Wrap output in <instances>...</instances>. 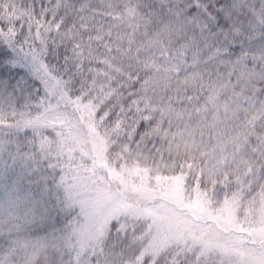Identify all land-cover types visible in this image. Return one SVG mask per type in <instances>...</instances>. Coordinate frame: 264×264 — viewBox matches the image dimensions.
Instances as JSON below:
<instances>
[{
  "label": "snow or ice",
  "instance_id": "6c2138e0",
  "mask_svg": "<svg viewBox=\"0 0 264 264\" xmlns=\"http://www.w3.org/2000/svg\"><path fill=\"white\" fill-rule=\"evenodd\" d=\"M258 3L0 0V264H264Z\"/></svg>",
  "mask_w": 264,
  "mask_h": 264
},
{
  "label": "clouds",
  "instance_id": "9594fccd",
  "mask_svg": "<svg viewBox=\"0 0 264 264\" xmlns=\"http://www.w3.org/2000/svg\"><path fill=\"white\" fill-rule=\"evenodd\" d=\"M253 15L259 12H264V0H259L255 7ZM47 199V196L44 197ZM57 204L60 203L58 198ZM18 211L22 214L26 213L30 221L36 225L47 224V217L44 215L40 205H33L25 203ZM20 241V264H64L62 249H73L77 247L82 238L74 237L72 239H65L64 234L57 231L56 238L53 240H38L36 238H29L27 234H19Z\"/></svg>",
  "mask_w": 264,
  "mask_h": 264
}]
</instances>
